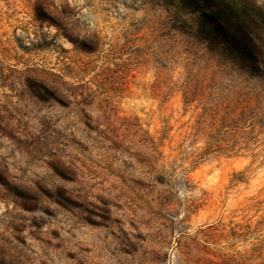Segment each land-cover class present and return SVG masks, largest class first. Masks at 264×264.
Segmentation results:
<instances>
[{"label": "rangeland", "instance_id": "obj_1", "mask_svg": "<svg viewBox=\"0 0 264 264\" xmlns=\"http://www.w3.org/2000/svg\"><path fill=\"white\" fill-rule=\"evenodd\" d=\"M244 87L264 0H0V264H264V120L206 154Z\"/></svg>", "mask_w": 264, "mask_h": 264}, {"label": "trees", "instance_id": "obj_2", "mask_svg": "<svg viewBox=\"0 0 264 264\" xmlns=\"http://www.w3.org/2000/svg\"><path fill=\"white\" fill-rule=\"evenodd\" d=\"M47 92L61 106H65V99L69 96H64L58 90L53 93V89L49 88ZM262 93L261 91L256 93L251 92L250 88L244 87L235 96L229 95L225 97L223 101L225 106L222 109L213 111L212 114L216 117L221 116L224 133L227 134L230 131V133L239 137V141L230 144L221 139L208 143L206 154L213 152L225 153L224 151L239 152L240 150L247 149L251 141L247 140L246 135L257 133L263 126L261 120H264V103L260 98Z\"/></svg>", "mask_w": 264, "mask_h": 264}]
</instances>
